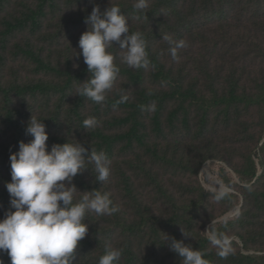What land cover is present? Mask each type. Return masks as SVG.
<instances>
[{"label": "trees", "instance_id": "trees-1", "mask_svg": "<svg viewBox=\"0 0 264 264\" xmlns=\"http://www.w3.org/2000/svg\"><path fill=\"white\" fill-rule=\"evenodd\" d=\"M135 3L0 0V219L10 209L9 155L32 139L25 128L33 115L46 126L49 151L76 140L111 160L107 181L94 180L92 165L73 180L77 200L86 191L106 192L119 211L86 215L88 232L72 264H98L108 247L122 250L118 264H183L164 235L204 252L209 264H264V73L245 90L238 75L219 73L224 64L212 54L220 48L236 53L237 63L250 55L264 63V0H148L142 12ZM94 5L101 11L118 5L130 33L143 34L150 60L147 68L132 69L119 49H109L119 73L103 105L76 95L90 76L82 55H74ZM164 36L186 43L176 59ZM10 67L17 73L12 79ZM91 116L99 126L85 129ZM217 133L244 147L225 157ZM212 161L228 165L238 180L221 170L231 192L219 200L199 180ZM209 225L230 240L227 257L211 243ZM0 261L11 264L6 251Z\"/></svg>", "mask_w": 264, "mask_h": 264}, {"label": "clouds", "instance_id": "clouds-1", "mask_svg": "<svg viewBox=\"0 0 264 264\" xmlns=\"http://www.w3.org/2000/svg\"><path fill=\"white\" fill-rule=\"evenodd\" d=\"M147 7L148 0H136L134 5L138 12ZM84 22L88 29L78 40L81 52L74 51V56L82 55L90 76L80 83L76 95L103 105L119 73L116 56L108 50L119 49L123 53L121 62L129 68H147L150 60L146 41L141 32L130 33L128 19L118 5H110L103 11L94 5ZM162 38L168 41L173 59L177 58L178 49L187 46L183 40ZM126 100L127 96H122L120 102ZM155 108L152 103L146 110L154 112ZM42 121L31 115L25 133L32 139L28 143L19 142V150L9 155L11 181L5 183V188L10 209L0 219V252H7L11 264H72L78 244L88 232L86 215H113L119 211L106 192L86 191L79 200L75 198L80 191L73 180L85 170L90 171L88 165L94 168L96 182L109 179L111 160L107 154L86 149L76 140L54 144L49 151L46 143L49 137ZM83 124L85 129H95L99 121L91 116ZM225 194L226 190L219 192L216 199ZM233 215H239L238 210ZM209 229L211 225L206 231L211 243L219 249L218 255L227 257L231 252L230 240ZM164 242L183 264H209L205 253L190 244L166 235ZM121 256V249L108 247L98 264H118Z\"/></svg>", "mask_w": 264, "mask_h": 264}, {"label": "rangeland", "instance_id": "rangeland-1", "mask_svg": "<svg viewBox=\"0 0 264 264\" xmlns=\"http://www.w3.org/2000/svg\"><path fill=\"white\" fill-rule=\"evenodd\" d=\"M54 25V24H53ZM199 44V43H198ZM196 45L195 48H193V56L195 57L198 53H199V45L201 46V44ZM211 52V50H210ZM212 54L214 55V57L221 62V64H224L223 67L221 68V70H219L220 72L226 73V75H228L227 73H230V75H238L239 79L242 80L244 82V89L248 90L249 88L255 86L256 84V80H259V75L260 73H264V71L262 69H264V63L260 64L258 61L256 62L254 59V57L252 55H250L245 61L244 63H237L235 61V56L236 53H234L233 55L231 54H225L222 51H220V48L218 50H214L212 51ZM19 65H21L19 63ZM13 67H10L8 72L11 74V76L9 77L10 79L14 78V76H17V73L15 74V71L12 70ZM22 76L26 79H32V77H29L28 75H25L24 73L22 74ZM246 118H248L249 116L246 115ZM225 122L223 121L222 126L225 128ZM228 127V126H227ZM217 137L218 140L221 142L222 144V149L223 151H225V157L229 156L231 158V155H229V152L233 151L234 149H236L237 147H244V143H242L241 140H238V142H235V140H233L232 138L225 136L221 133H217ZM235 144V145H234ZM233 145V146H232ZM244 152V151H242ZM239 157V156H237ZM228 158V159H230ZM232 165H235L234 160L229 162ZM228 165H225L224 163H218L217 161H212V162H208L207 164H205L204 168L202 169L200 176H199V180L202 184V186L204 187V189H206L207 192H212V193H219L221 191L226 190V193L231 192L226 186L223 185L221 177H220V172L223 168L227 169V172L229 173L230 177H233V179L235 180V182H238L237 177L235 176V174H233V172H231V170H229ZM235 193V192H234ZM242 199V197H241ZM235 215L231 214L226 218H223L221 221L219 222H224V220H229L231 218H233ZM237 216V215H236ZM206 233L208 234V231H206Z\"/></svg>", "mask_w": 264, "mask_h": 264}]
</instances>
